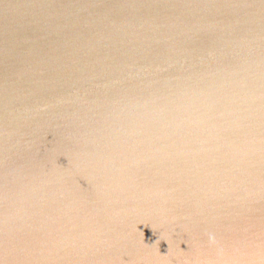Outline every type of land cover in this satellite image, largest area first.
Returning a JSON list of instances; mask_svg holds the SVG:
<instances>
[{
    "label": "water",
    "instance_id": "water-1",
    "mask_svg": "<svg viewBox=\"0 0 264 264\" xmlns=\"http://www.w3.org/2000/svg\"><path fill=\"white\" fill-rule=\"evenodd\" d=\"M0 264H264V0H0Z\"/></svg>",
    "mask_w": 264,
    "mask_h": 264
},
{
    "label": "clouds",
    "instance_id": "clouds-1",
    "mask_svg": "<svg viewBox=\"0 0 264 264\" xmlns=\"http://www.w3.org/2000/svg\"><path fill=\"white\" fill-rule=\"evenodd\" d=\"M210 239H214V237H211V236H210Z\"/></svg>",
    "mask_w": 264,
    "mask_h": 264
}]
</instances>
